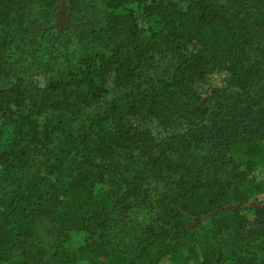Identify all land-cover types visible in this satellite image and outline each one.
I'll return each mask as SVG.
<instances>
[{
	"label": "trees",
	"instance_id": "16d2710c",
	"mask_svg": "<svg viewBox=\"0 0 264 264\" xmlns=\"http://www.w3.org/2000/svg\"><path fill=\"white\" fill-rule=\"evenodd\" d=\"M80 2L0 0V264H264V0H104L103 28Z\"/></svg>",
	"mask_w": 264,
	"mask_h": 264
},
{
	"label": "rangeland",
	"instance_id": "374dc122",
	"mask_svg": "<svg viewBox=\"0 0 264 264\" xmlns=\"http://www.w3.org/2000/svg\"><path fill=\"white\" fill-rule=\"evenodd\" d=\"M32 2L40 1V0H31ZM69 0H57V23L60 26H64L67 24L68 20V5ZM104 0H81L78 11L76 13V17L78 19H82L84 21L90 20L93 21L96 25V27H104L106 24V18H105V6H104ZM24 12L30 13L31 15H34L36 19L30 20L26 23H22L18 26H16L13 30L9 31L8 37H14L17 33V30L25 24L30 23L34 20H39L37 14L29 10L25 5ZM106 39H102L100 41V49L103 51H108L110 48L109 45L106 44ZM38 41H40L38 46V55L43 56V60L47 59L49 61V64H51L50 59L54 58L55 62L53 64V69L57 72H61L64 67V58L61 56L62 51H65L63 47L59 46L56 43H53L51 41L42 40V37L37 38ZM72 47V46H71ZM74 50V47H72ZM35 56V57H36ZM33 64H35L36 59H31ZM12 61L9 59H5L0 55V88L9 85L10 83L14 82V77L12 76V71L10 70V67L12 65ZM46 70V67L43 68ZM43 72L39 71H32L29 70L27 72V77L29 78V82L34 84V86L41 87L44 81V76L42 75ZM210 83L211 86L216 89H224L227 85L226 83V75L223 72H213L210 76ZM114 90L111 88L109 89V93L106 96V101H109L113 96ZM164 116V115H161ZM49 116H47L48 118ZM46 118L40 117L39 122L40 124L44 123ZM172 126L169 127L167 130V133L170 132L172 129L176 131V133H180L182 131V128L179 126V122L176 120L175 116L171 118ZM143 126L148 128L149 131L152 133L154 138H158L160 136V133L165 130V126L161 123V121H158L155 118H152L150 120H145L143 123ZM166 131V130H165ZM261 146L264 149V141L261 143ZM208 150L207 146H203L202 150L198 151V153H204ZM264 179V167H259L257 170L253 173V181L247 183L245 186L246 190L248 191V201L245 205H243V208H264V194L261 192H258L254 189V185L257 182H260ZM236 207V205H235ZM138 217L141 216V214L137 215ZM209 220L207 218L203 219V224H207ZM75 256L77 258V262L79 264H94V259L91 257H88V255L80 254L75 251ZM232 263V262H229ZM161 264H170L169 260L167 258H164L161 262Z\"/></svg>",
	"mask_w": 264,
	"mask_h": 264
}]
</instances>
